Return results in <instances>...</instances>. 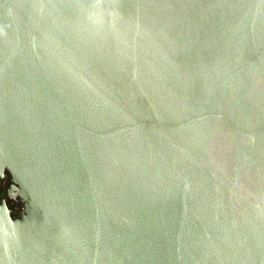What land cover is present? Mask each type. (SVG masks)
Wrapping results in <instances>:
<instances>
[{"label": "water", "instance_id": "1", "mask_svg": "<svg viewBox=\"0 0 264 264\" xmlns=\"http://www.w3.org/2000/svg\"><path fill=\"white\" fill-rule=\"evenodd\" d=\"M0 264H264V0H0Z\"/></svg>", "mask_w": 264, "mask_h": 264}, {"label": "flooded vegetation", "instance_id": "2", "mask_svg": "<svg viewBox=\"0 0 264 264\" xmlns=\"http://www.w3.org/2000/svg\"><path fill=\"white\" fill-rule=\"evenodd\" d=\"M12 185L11 175L6 172V175L0 182V196L5 198L9 208L13 209L17 214L23 207V204L18 201L17 197L11 194L10 188Z\"/></svg>", "mask_w": 264, "mask_h": 264}]
</instances>
